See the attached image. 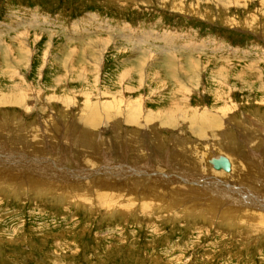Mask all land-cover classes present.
Here are the masks:
<instances>
[{
    "label": "rangeland",
    "instance_id": "374dc122",
    "mask_svg": "<svg viewBox=\"0 0 264 264\" xmlns=\"http://www.w3.org/2000/svg\"><path fill=\"white\" fill-rule=\"evenodd\" d=\"M0 160V264H264V0H0Z\"/></svg>",
    "mask_w": 264,
    "mask_h": 264
},
{
    "label": "bare ground",
    "instance_id": "6f19581e",
    "mask_svg": "<svg viewBox=\"0 0 264 264\" xmlns=\"http://www.w3.org/2000/svg\"><path fill=\"white\" fill-rule=\"evenodd\" d=\"M212 117V116H211ZM204 118H206V117H204ZM209 118V117H208ZM130 120V119H129ZM200 120H201V118H200ZM215 120V119H214ZM202 121H203V119H202ZM205 121V120H204ZM207 121V120H206ZM210 121H211V119H210ZM176 122V121H175ZM193 122V121H192ZM191 122V123H192ZM213 122V121H212ZM211 122V124H215L214 122L212 123ZM208 123V122H207ZM219 123V122H218ZM205 124V123H204ZM210 124V123H209ZM208 124V125H209ZM220 124V123H219ZM206 126V124H205V126L206 127H208L209 128V126ZM218 125V124H217ZM199 126V125H198ZM205 126H203V128L205 127ZM195 127V126H194ZM210 127H211V125H210ZM214 127H215V125L213 126V128H211V129H214ZM217 127V126H216ZM215 127V129H217ZM219 127V126H218ZM201 128V127H200ZM207 129V128H206ZM211 129H209V130H211ZM195 131L197 130V128L196 129H194ZM212 131V130H211ZM218 131V130H217ZM201 132V131H200ZM202 132H204V133H206L205 131H202ZM214 132V131H213ZM215 133V132H214ZM216 133H218V132H216ZM213 134V133H212ZM224 135V134H223ZM200 137H203V136H201L200 135ZM129 145V144H128ZM177 145V144H176ZM228 148V147H227ZM171 150V149H170ZM8 153V152H7ZM28 154V153H27ZM31 154V153H30ZM29 155V154H28ZM32 155V154H31ZM221 157H224V158H226L227 160H228V162H229V165H228V168H222V167H215L214 166V163L212 162V158H216V159H221ZM43 159V158H42ZM1 161V160H0ZM22 161V160H21ZM35 161V160H34ZM40 161V160H39ZM207 161L210 163V165H212V167L213 168H215L216 170H223V171H225V172H231V170H232V166H234L233 165V162H232V160L229 158V156L227 157V156H225V155H220V154H218V156L217 155H215V156H211V157H208L207 158ZM46 162V161H45ZM30 163V162H29ZM47 163L48 162H46V165H47ZM49 163H51V162H49ZM28 164V163H27ZM32 165V164H31ZM43 165V164H42ZM50 166H51V164H50ZM53 167V166H52ZM37 168H39V166L37 167ZM237 168V167H236ZM241 169V168H240ZM131 170V169H130ZM236 170L237 169H233V171L234 172H236ZM43 171V169L41 170V172ZM14 172V171H13ZM39 172V171H38ZM44 172V171H43ZM63 172V171H62ZM233 172V173H234ZM240 172H241V170H240ZM45 173V172H44ZM46 173H47V171H46ZM45 173V174H46ZM91 173V172H90ZM142 173V172H141ZM43 174V173H42ZM85 174H89V173H85ZM93 174V173H92ZM139 174V173H138ZM237 174H239V173H237ZM242 174V173H241ZM37 175V174H36ZM76 175V174H75ZM94 175V174H93ZM242 175H244V174H242ZM246 175V174H245ZM235 176V175H234ZM44 177V176H43ZM49 178V177H48ZM243 178V177H242ZM29 179V178H28ZM62 179V178H61ZM200 179V178H199ZM198 180V179H197ZM71 181V180H70ZM134 181V183L136 184V186H138V180H133ZM203 180H201V182H202ZM47 182V181H46ZM91 183H92V181H90ZM89 182V184H91ZM142 182V181H141ZM141 182H139V183H141ZM198 182V181H197ZM48 183V182H47ZM134 183H132V184H134ZM228 183L229 184H232V182H229L228 181ZM42 184H44V183H42ZM49 184V183H48ZM51 184V183H50ZM70 184V183H69ZM33 185V184H32ZM33 187V186H32ZM227 187V186H226ZM233 189H234V192L235 193H237V194H240V195H242L243 197H244V204H245V207H253V208H256V210H252V209H250V210H246L245 212H247V213H249L252 217H253V219H255L256 220V222L257 223H259V225H262V224H264V211H260V210H264V202H257V203H255L256 201L252 198V196L253 197H257L256 196V194H254V193H251V192H247V191H245V189L243 188V187H238V188H236V187H233V186H231ZM12 188V187H11ZM37 188V187H36ZM193 189H194V187H192ZM173 189V188H172ZM177 189H180V190H182V189H191L190 187H188V186H180V187H178ZM247 189V188H246ZM38 190V189H37ZM134 190V189H133ZM136 190V189H135ZM144 190V189H143ZM229 191V190H228ZM92 193V192H91ZM94 193V192H93ZM107 193V192H106ZM108 193H110V191L108 192ZM143 193V192H142ZM228 193V192H227ZM96 194V193H95ZM136 194V193H135ZM145 194V193H144ZM154 194V193H153ZM254 194V195H253ZM157 195H159V194H157ZM230 196H231V194H229ZM95 196V195H94ZM162 196V195H161ZM213 196V195H212ZM233 196V195H232ZM235 196H237V195H235ZM140 197V196H139ZM163 197V196H162ZM217 197L219 198V196L217 195ZM214 198V197H213ZM220 198H222V197H220ZM219 198V199H220ZM232 198V197H231ZM231 198H227V200H226V202H228V203H230V202H234V200L233 199H231ZM237 198H238V196H237ZM99 199V198H98ZM108 199V198H107ZM215 199V198H214ZM222 199H224V198H222ZM102 200V199H101ZM141 200H143V199H141ZM103 201V200H102ZM211 201H213V200H211ZM108 202V201H107ZM214 202V201H213ZM105 203V202H104ZM167 203V202H166ZM215 203V202H214ZM220 203V202H219ZM219 203H215V204H219ZM150 204V203H149ZM203 204V203H202ZM213 204V203H212ZM238 204V203H237ZM243 204V205H244ZM104 205H106V204H104ZM142 205V204H141ZM148 205V204H147ZM204 205V204H203ZM239 205V204H238ZM150 206H151V204H150ZM149 205H148V207H150ZM206 206V205H205ZM140 207V206H139ZM168 208H169V206H168ZM204 208V207H203ZM247 209V208H246ZM148 211V210H147ZM149 211H150V209H149ZM213 211V210H212ZM146 212V211H145ZM203 212V211H202ZM235 212V211H234ZM213 213V212H212ZM214 213H216V212H214ZM213 213V214H214ZM246 213V214H247ZM245 214V215H246ZM249 214H247L248 215V217L250 216ZM192 215V214H191ZM244 216V215H243Z\"/></svg>",
    "mask_w": 264,
    "mask_h": 264
},
{
    "label": "water",
    "instance_id": "95a60500",
    "mask_svg": "<svg viewBox=\"0 0 264 264\" xmlns=\"http://www.w3.org/2000/svg\"><path fill=\"white\" fill-rule=\"evenodd\" d=\"M212 162L215 167L228 168L229 162L226 158L221 157V159L212 158Z\"/></svg>",
    "mask_w": 264,
    "mask_h": 264
}]
</instances>
